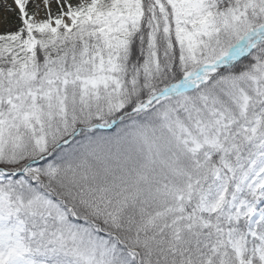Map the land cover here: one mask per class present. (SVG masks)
I'll use <instances>...</instances> for the list:
<instances>
[{"label": "snow or ice", "instance_id": "obj_1", "mask_svg": "<svg viewBox=\"0 0 264 264\" xmlns=\"http://www.w3.org/2000/svg\"><path fill=\"white\" fill-rule=\"evenodd\" d=\"M0 264H264V0H0Z\"/></svg>", "mask_w": 264, "mask_h": 264}]
</instances>
